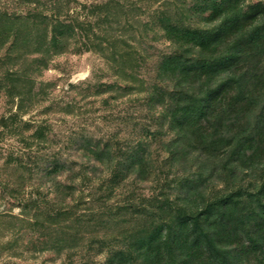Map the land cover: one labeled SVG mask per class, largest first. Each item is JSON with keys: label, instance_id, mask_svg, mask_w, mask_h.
I'll list each match as a JSON object with an SVG mask.
<instances>
[{"label": "trees", "instance_id": "obj_1", "mask_svg": "<svg viewBox=\"0 0 264 264\" xmlns=\"http://www.w3.org/2000/svg\"><path fill=\"white\" fill-rule=\"evenodd\" d=\"M174 1L145 5L144 22L120 18L124 7L114 13L109 3L93 25L68 19L74 0H16L24 13L0 11V96L9 105L0 141L20 146L0 147V201L7 195L20 209L5 228L16 234L13 254L264 264V2ZM133 25L140 38L130 36ZM160 38L165 48L154 45ZM78 43L107 52L122 82L95 94L136 95L155 128L121 139L69 136L58 151L49 126L23 121L43 92H34L35 76ZM146 188L156 193L145 197Z\"/></svg>", "mask_w": 264, "mask_h": 264}, {"label": "rangeland", "instance_id": "obj_2", "mask_svg": "<svg viewBox=\"0 0 264 264\" xmlns=\"http://www.w3.org/2000/svg\"><path fill=\"white\" fill-rule=\"evenodd\" d=\"M156 1L151 5L152 0H74L67 11V15L68 19L74 20L73 23L81 22L84 25H93V21L101 19L106 7H110L109 3H111V9L114 13L121 8L117 4L124 7L122 9H124L125 14L120 15V18L124 19L126 16L127 18L130 16L129 19L144 22L147 19V11H143L145 5L150 4V8L154 9L159 7V4L163 1L175 2L174 0ZM185 1L190 2L192 0ZM253 1L264 2V0H250V2ZM131 7L139 9V12L136 10L135 14L127 15L126 11ZM0 11L7 15H16L24 13L26 7L17 4L16 0H0ZM124 21L122 20L121 23H124ZM129 34L131 37L140 38L136 25H133ZM146 35L148 39L154 41V37L150 32ZM101 41H104V45L108 46V37H104V40ZM154 45L158 48H165L166 42H163V39L160 38V41L155 42ZM75 47H78L79 50H76ZM4 53L5 47L0 50V56ZM107 56V52L104 56H101L93 48L85 51V48L78 43L69 52L52 57L46 68L41 70L40 75L35 76L34 92H37L40 88L43 89V92H41L38 101L23 115L22 119L23 121H30L34 126L39 124L49 126L48 136L53 141V150L66 149V145H68L67 138L78 134L96 138L118 134L116 137L121 139L131 137L133 131H138L140 136H145L143 135L144 131L141 129L147 125H152L150 127L155 128L148 112L145 111L143 106L140 108L139 101L135 100L136 95L120 97L121 93L114 91H107L99 95L95 94V88L98 85L115 83L116 85H122V82L112 74L108 63L104 60ZM148 68L149 65L143 67L140 72L146 73ZM145 73L142 75V79H147ZM8 111L9 105L6 104L4 95H1L0 117L7 115ZM14 111L15 107H12V112ZM142 114L143 117H148L143 119ZM31 132L32 129L28 133ZM0 147L6 151L10 148L19 149L20 146L14 139L6 137L0 141ZM63 153L66 154V151ZM67 153L73 155L75 152L73 149ZM4 157L2 156L0 164L4 161ZM157 182H161V178ZM153 186H155V183ZM222 189L223 186L221 185L210 184L208 190H213L216 193ZM142 193L145 197H149L156 191L146 188ZM5 197L3 201H0V264H81L84 261L78 255H74L75 257L71 259L67 258L66 252L60 255H52L47 252L35 255L23 253L19 256L13 254L12 250H8L16 238V234L11 231L12 229L5 231L8 222L14 220L10 218L9 214L18 216L20 215V209H11L7 195ZM15 222L13 221V223ZM103 258L104 256L92 257L93 261L95 260L97 263L102 262Z\"/></svg>", "mask_w": 264, "mask_h": 264}]
</instances>
